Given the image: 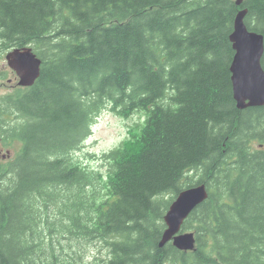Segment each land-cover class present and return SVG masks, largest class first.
Wrapping results in <instances>:
<instances>
[{"label":"trees","instance_id":"16d2710c","mask_svg":"<svg viewBox=\"0 0 264 264\" xmlns=\"http://www.w3.org/2000/svg\"><path fill=\"white\" fill-rule=\"evenodd\" d=\"M243 9L264 36V0H0V79L14 48L42 59L0 95V139L21 145L0 161V264H264V105L238 107L231 72ZM105 107L147 116L102 169L74 155ZM204 183L195 249L161 246L173 200Z\"/></svg>","mask_w":264,"mask_h":264},{"label":"water","instance_id":"95a60500","mask_svg":"<svg viewBox=\"0 0 264 264\" xmlns=\"http://www.w3.org/2000/svg\"><path fill=\"white\" fill-rule=\"evenodd\" d=\"M245 0H237L240 5ZM247 9L241 10L234 23L231 41L235 55L231 65L234 97L238 107L264 105V36L251 31L244 18ZM10 67L20 77V85L30 86L38 79L41 73L42 60L32 48L15 49L7 54ZM208 196L204 184L184 190L170 206L165 220L168 226L160 245L173 241L174 245L182 250H192L196 239L194 233H180L185 219Z\"/></svg>","mask_w":264,"mask_h":264},{"label":"rangeland","instance_id":"374dc122","mask_svg":"<svg viewBox=\"0 0 264 264\" xmlns=\"http://www.w3.org/2000/svg\"><path fill=\"white\" fill-rule=\"evenodd\" d=\"M2 63L6 66L8 65L6 59ZM17 81L18 77L16 74H11L5 80L0 79V95L16 90ZM97 117L92 134L82 148L75 152L74 156L78 161H83L90 167L104 169L103 163L105 161L103 160V155L107 151L122 145L128 139L132 126L141 124L146 117L144 113L138 112L130 119H124L112 112V109L108 107L103 108ZM7 144L9 145L3 144L0 140V161L9 160L10 158H7L8 154L15 156L21 146L16 141ZM106 253V249L101 244L95 243L87 248L86 261H92L96 257L106 255Z\"/></svg>","mask_w":264,"mask_h":264},{"label":"bare ground","instance_id":"6f19581e","mask_svg":"<svg viewBox=\"0 0 264 264\" xmlns=\"http://www.w3.org/2000/svg\"><path fill=\"white\" fill-rule=\"evenodd\" d=\"M235 19H236V18H235ZM234 23H235V22H234ZM165 101L168 102L169 100H168V99H165ZM146 116H147V115H145V117H146ZM145 119H146V118H145ZM145 119H144V121H145ZM144 121H143V122H144ZM128 142H132V141H130V140H126L124 143L127 144ZM204 185L206 186V190H207L208 196H207V198H206L203 202H205V201L209 198V187H208L207 184H205V183H204ZM183 191H184V190H182L180 193H182ZM180 193L176 196V198L173 200V202L177 199V197L180 195ZM173 202H172V203H173ZM203 202H202V203H203ZM172 203H171V205H172ZM202 203H201V204H202ZM201 204H200V205H201ZM171 205H170V206H171ZM200 205H199V206H200ZM182 227H183V226H182ZM182 227H181V229H182ZM167 229H168V227L166 228V230H167ZM166 230H165V232H166ZM165 232H164V234H165ZM164 234H163V236H162V240H163ZM162 240H161V241H162ZM96 244H97V243H96ZM98 244H101V243H98ZM101 245H102V247H104L103 244H101ZM104 248H105V247H104ZM105 249H106V248H105ZM86 252H87V251H86ZM85 260H86V255H85ZM87 262H91V261H87Z\"/></svg>","mask_w":264,"mask_h":264}]
</instances>
